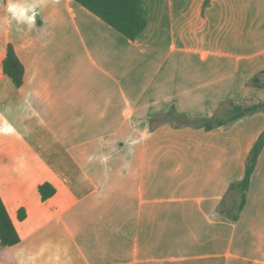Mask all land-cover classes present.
<instances>
[{
    "label": "crops",
    "instance_id": "obj_1",
    "mask_svg": "<svg viewBox=\"0 0 264 264\" xmlns=\"http://www.w3.org/2000/svg\"><path fill=\"white\" fill-rule=\"evenodd\" d=\"M144 1L131 40L76 0H0L11 263L264 264V148L237 218L230 190L264 109L201 126L264 102V0Z\"/></svg>",
    "mask_w": 264,
    "mask_h": 264
},
{
    "label": "trees",
    "instance_id": "obj_2",
    "mask_svg": "<svg viewBox=\"0 0 264 264\" xmlns=\"http://www.w3.org/2000/svg\"><path fill=\"white\" fill-rule=\"evenodd\" d=\"M88 8L94 14L106 21L109 25L131 40H135L148 25L147 5L144 0H76ZM3 71L9 76L16 86L20 87L24 82L25 66L19 58L13 44L8 45L7 54L3 59ZM264 109V102L250 105H233L225 117L206 119L201 125L205 129L224 126L236 119L252 112ZM264 148V130L255 142L246 162V172L242 180L231 183L230 190L240 193L237 205V218L242 211L250 187L251 177L255 170L259 156ZM56 192L50 183L40 186L43 200H47ZM26 212L24 208L19 211L20 219H24ZM20 234L10 216L7 206L0 195V247L11 246L20 242Z\"/></svg>",
    "mask_w": 264,
    "mask_h": 264
},
{
    "label": "rangeland",
    "instance_id": "obj_3",
    "mask_svg": "<svg viewBox=\"0 0 264 264\" xmlns=\"http://www.w3.org/2000/svg\"><path fill=\"white\" fill-rule=\"evenodd\" d=\"M183 122V120H179ZM178 123V122H177ZM8 149L0 146V181L2 180V187H8ZM13 264L8 260V252L0 253V264Z\"/></svg>",
    "mask_w": 264,
    "mask_h": 264
}]
</instances>
